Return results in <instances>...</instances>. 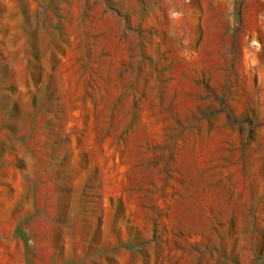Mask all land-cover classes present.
Instances as JSON below:
<instances>
[{"label":"rangeland","instance_id":"374dc122","mask_svg":"<svg viewBox=\"0 0 264 264\" xmlns=\"http://www.w3.org/2000/svg\"><path fill=\"white\" fill-rule=\"evenodd\" d=\"M0 264H264V0H0Z\"/></svg>","mask_w":264,"mask_h":264}]
</instances>
